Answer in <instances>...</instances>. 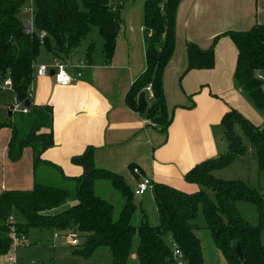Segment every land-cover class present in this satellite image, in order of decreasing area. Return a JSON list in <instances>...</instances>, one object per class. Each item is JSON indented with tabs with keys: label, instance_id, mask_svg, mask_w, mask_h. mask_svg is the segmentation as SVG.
Segmentation results:
<instances>
[{
	"label": "trees",
	"instance_id": "16d2710c",
	"mask_svg": "<svg viewBox=\"0 0 264 264\" xmlns=\"http://www.w3.org/2000/svg\"><path fill=\"white\" fill-rule=\"evenodd\" d=\"M128 1L34 0V31L28 34L20 19L25 0H0V81L9 76L15 98L29 108L28 113L18 112L17 121L10 123L13 134L9 155L12 161H17L24 148H32L35 178L30 190L7 189L0 194V255H5L11 247L8 219L16 212L25 220L17 225L19 232L26 236L32 228L78 232L81 247L74 249L72 254L86 259L99 248L106 247L112 264H128L133 254V238L138 235L136 256L139 264H176L174 248L181 251L186 264H205L196 223L202 206L207 227L227 264H264V189L260 191V188L243 181H226L214 174L247 151V146L234 131L235 124H239L254 147L259 175L264 176V126L252 123L235 108L226 111L221 119L228 141L227 151L198 163L186 173L185 179L196 184L197 190L185 192L164 183H155L153 196L159 217L156 225L149 222L144 209L140 221L134 222L139 208L134 191L120 174L95 165V147L89 146L84 153L72 158L73 163L83 168L80 177H67L61 168L43 159V153L54 145L53 107L35 105L30 96L41 49L45 48L59 59L68 58L92 28L97 27L104 42L103 52L110 60L123 24L120 13ZM180 2L145 0L146 68L126 96L133 110L150 119L162 131H166L172 122L166 103L164 74L175 52L176 16ZM41 32L46 33L43 39L39 35ZM224 36H229L238 50L235 71L238 86L252 105L264 114V81L258 78L259 72L264 75V24L247 31H227L216 36L208 48L188 42L187 71L212 69L215 46ZM94 49L95 44L91 43L86 52L88 61ZM149 85L152 86L153 99L146 91ZM41 130L45 132L41 133ZM44 165L57 170L64 184H52V178L42 174ZM103 180L122 196V208L117 218L114 217V202L96 192V184ZM70 200L74 201L70 207L53 212ZM238 202L255 206L256 224L242 216ZM166 236L170 237V244L165 240ZM236 240L243 252V260L233 251L232 242Z\"/></svg>",
	"mask_w": 264,
	"mask_h": 264
},
{
	"label": "crops",
	"instance_id": "0c3cea01",
	"mask_svg": "<svg viewBox=\"0 0 264 264\" xmlns=\"http://www.w3.org/2000/svg\"><path fill=\"white\" fill-rule=\"evenodd\" d=\"M144 3L145 0H129L121 10L123 24L110 60L106 59L103 47L94 49L90 61L86 58L89 46L84 54L76 48L65 63L69 70L82 73L80 79L60 87L50 73L35 77L32 103L53 107L54 145L42 157L61 168L65 176L80 177L83 168L72 158L93 146L95 165L120 174L133 191L144 177H149L154 183L193 192L198 186L185 179L186 173L228 149L221 125L225 112L235 108L247 115L254 106L235 82L238 50L229 36L222 37L215 46L212 69L187 71V43L208 48L220 34L247 31L264 24V0H181L176 16L175 52L164 74L166 103L172 118L166 131L152 123L145 124L146 118L126 100L133 82L146 68L148 33L144 27ZM42 49L35 66L53 65L56 57ZM83 59L87 63L83 68L77 67ZM17 113L11 112L9 117L14 118ZM12 134L11 128H0V194L7 189L34 187L33 149L24 148L20 159L12 161ZM133 167H139L141 174H135ZM41 168L45 177L63 182L57 170L48 169L47 165ZM258 180L261 181L260 177ZM95 187L103 196L112 188L104 181ZM147 193L135 196V201L140 198L141 210L144 203L150 206L154 202L158 218L153 193L146 199ZM52 233L54 237L57 232ZM60 237L64 238L61 235L54 239ZM131 258L138 263L136 252Z\"/></svg>",
	"mask_w": 264,
	"mask_h": 264
},
{
	"label": "rangeland",
	"instance_id": "374dc122",
	"mask_svg": "<svg viewBox=\"0 0 264 264\" xmlns=\"http://www.w3.org/2000/svg\"><path fill=\"white\" fill-rule=\"evenodd\" d=\"M32 7V10L29 9ZM81 8H84L81 4ZM35 10L34 0H25V5L20 13V19L26 24H29L34 19L33 11ZM95 44V49L98 51L99 48L103 47V38L99 33L97 27H93L92 31L89 35L83 40L82 44L76 49L81 53L85 52L87 47L91 44ZM43 53L47 51L42 49ZM84 54V53H83ZM56 59H59L56 57ZM64 62H68L69 57L65 59H59ZM44 60H42L43 62ZM86 59L81 60V62L85 65L87 62ZM46 62V61H45ZM35 66V70H36ZM71 74H74L75 71L69 70ZM79 72V70H77ZM76 71V73H77ZM236 82V79H235ZM237 84V82H236ZM238 85V84H237ZM0 128L8 127L12 129L10 123L17 121V115L15 114V118L9 117V109L16 101L14 93L12 89L0 88ZM32 92V89H31ZM250 103V102H249ZM252 106V105H251ZM12 109V108H11ZM12 112V111H11ZM14 113V112H12ZM16 113V112H15ZM252 123L256 125L264 126V114L260 113L256 108L253 107V110H249V113L246 115L243 113ZM234 131L237 135H239L242 139L244 145L247 146V151L242 157L237 158L233 163L230 165L218 169L214 172L217 178L232 181L238 180L243 181L249 186L260 188L259 190L262 191L264 189V176L258 174V164L256 162L254 156V147L251 146L249 143L245 133L242 131L239 124H235ZM45 132L44 131H40ZM260 177V180H258ZM106 183L108 181L103 180ZM52 184L55 185H62L63 182L56 181L54 179L51 180ZM111 190L107 192V198L114 200L115 204V212L114 217L117 218L119 212L122 208V202L119 203V199H122L121 194L110 188ZM147 193L145 196L146 199H150L151 195ZM209 194L214 197V193L209 191ZM74 201L70 200L65 206L55 209L53 212H57L63 210L65 208L70 207ZM136 203L139 205L140 198H136ZM239 211L241 212L242 216L248 220L252 224L257 223V213L256 208L254 205L247 203V202H238L237 204ZM143 208L146 211L147 216L149 217V222L152 225H156L159 223L157 220L156 212L154 209V202H150V206L146 203L143 204ZM14 219L15 223L18 222H25L22 217H18L16 212L11 215ZM10 216V217H11ZM142 217V210L139 208L134 215V222L137 224ZM196 223L198 225L197 234L202 242L203 247V256L205 264H227V261L222 254V252L218 249L214 238L212 236L211 231L207 227V222L203 213L202 206H200L198 211V216L196 218ZM52 230L48 229H38L32 228L29 232V235L26 236V242L23 245L17 247H10L9 251L6 255H0V264H6V257L10 254L16 255L18 259L17 264H112L108 255H110L109 250L106 247H102L99 253H94V256L91 260H83L86 258H77L72 256V251L76 248L81 247V242L78 246L74 247L69 244H65L66 240L62 237L59 239H54L52 236ZM59 232V231H57ZM62 232V231H61ZM165 240L170 244V237L166 236ZM262 243L264 244V232H262ZM139 245V237L135 235L133 238V246L132 251L136 252L137 247ZM108 253V254H107ZM91 256V257H92ZM132 257V255H131ZM128 264H138L132 258L129 259Z\"/></svg>",
	"mask_w": 264,
	"mask_h": 264
},
{
	"label": "built area",
	"instance_id": "2783aa9c",
	"mask_svg": "<svg viewBox=\"0 0 264 264\" xmlns=\"http://www.w3.org/2000/svg\"><path fill=\"white\" fill-rule=\"evenodd\" d=\"M25 5V4H24ZM29 9L32 10V7ZM34 15V11H33ZM34 31V25L33 21H31L29 24L25 25V32L30 34ZM150 34V32H149ZM40 38L43 39L46 36L45 32H41ZM84 64L80 62L77 67L83 68ZM54 71L53 79L55 83L60 87H67L71 85L76 80L80 79L82 77L81 72H77L74 74H71L69 71V65L62 60L56 59L54 64L51 66L48 65H40L35 70V77L45 76L51 71ZM258 78L264 81V75L262 73H258ZM0 88H6V89H12V79L8 76L7 78L0 81ZM264 90V86H263ZM146 91L149 94V98L153 99V90L152 86L149 85L146 87ZM30 96L32 97V92H30ZM12 112H22V113H28L29 108L26 106L23 102L16 99L14 104L11 107ZM145 124L150 125L152 122L150 119H145ZM133 172L137 175L141 174V169L139 167H133ZM155 183L152 178L144 177L137 185V187L134 190L135 196H142L146 192L153 193ZM8 225H9V238L11 240V247H17L20 245H23L26 242V235L19 232L17 223L14 222L13 217H9L8 219ZM63 236L67 243L71 246H78L80 243V238L78 232L74 230H69L67 232H57L54 234V237ZM174 257L176 259V264H186L183 254L178 248H174ZM18 259L16 255L10 254L6 257V264H17Z\"/></svg>",
	"mask_w": 264,
	"mask_h": 264
},
{
	"label": "water",
	"instance_id": "95a60500",
	"mask_svg": "<svg viewBox=\"0 0 264 264\" xmlns=\"http://www.w3.org/2000/svg\"><path fill=\"white\" fill-rule=\"evenodd\" d=\"M52 76L54 75V71L52 70L51 73H50ZM9 116H11V112H9ZM232 248H233V251L235 253V255L240 258V259H244V256H243V252L241 250V247H240V244H239V241H233L232 242Z\"/></svg>",
	"mask_w": 264,
	"mask_h": 264
},
{
	"label": "bare ground",
	"instance_id": "6f19581e",
	"mask_svg": "<svg viewBox=\"0 0 264 264\" xmlns=\"http://www.w3.org/2000/svg\"><path fill=\"white\" fill-rule=\"evenodd\" d=\"M12 111V110H11Z\"/></svg>",
	"mask_w": 264,
	"mask_h": 264
}]
</instances>
